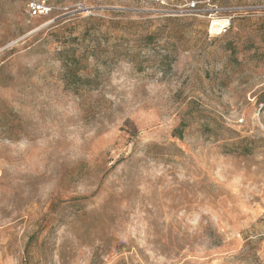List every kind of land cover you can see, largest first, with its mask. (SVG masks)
I'll return each mask as SVG.
<instances>
[{
	"label": "rangeland",
	"instance_id": "obj_1",
	"mask_svg": "<svg viewBox=\"0 0 264 264\" xmlns=\"http://www.w3.org/2000/svg\"><path fill=\"white\" fill-rule=\"evenodd\" d=\"M26 2L0 0V264H264V0H211L224 33Z\"/></svg>",
	"mask_w": 264,
	"mask_h": 264
},
{
	"label": "built area",
	"instance_id": "obj_2",
	"mask_svg": "<svg viewBox=\"0 0 264 264\" xmlns=\"http://www.w3.org/2000/svg\"><path fill=\"white\" fill-rule=\"evenodd\" d=\"M141 4L152 6L157 12L166 16L193 15L203 16L211 19V26L214 19L223 21L218 26V32L224 33L231 24L232 16L221 14L226 12L217 5L210 4L211 0H138ZM53 0H27L26 10L31 18L47 16L53 10ZM221 14V15H220ZM211 28V27H210ZM1 171V169H0Z\"/></svg>",
	"mask_w": 264,
	"mask_h": 264
},
{
	"label": "bare ground",
	"instance_id": "obj_3",
	"mask_svg": "<svg viewBox=\"0 0 264 264\" xmlns=\"http://www.w3.org/2000/svg\"><path fill=\"white\" fill-rule=\"evenodd\" d=\"M222 23L223 21H220V20L213 21L211 29L217 31L219 24H222ZM0 175H1V171H0Z\"/></svg>",
	"mask_w": 264,
	"mask_h": 264
}]
</instances>
